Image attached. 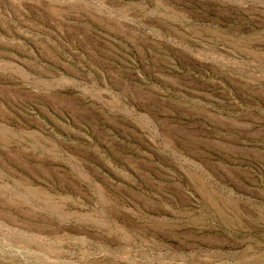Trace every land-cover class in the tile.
I'll return each instance as SVG.
<instances>
[{"label": "rangeland", "instance_id": "1", "mask_svg": "<svg viewBox=\"0 0 264 264\" xmlns=\"http://www.w3.org/2000/svg\"><path fill=\"white\" fill-rule=\"evenodd\" d=\"M0 264H264V0H0Z\"/></svg>", "mask_w": 264, "mask_h": 264}]
</instances>
